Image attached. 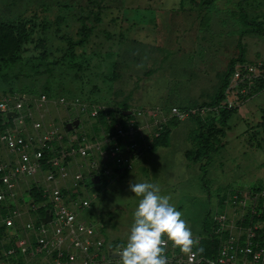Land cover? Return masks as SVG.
Here are the masks:
<instances>
[{
	"label": "rangeland",
	"instance_id": "obj_1",
	"mask_svg": "<svg viewBox=\"0 0 264 264\" xmlns=\"http://www.w3.org/2000/svg\"><path fill=\"white\" fill-rule=\"evenodd\" d=\"M21 20L30 25L29 33L0 58V96L20 102L23 123L9 121L0 130L20 128L22 141L67 118L77 119L78 126L67 139L60 133L62 144L55 149L72 136L101 139L100 131L123 105L164 113L172 106L211 108L170 126L168 119L165 145L152 148L154 139L145 140L132 169L119 177H101L89 187L93 171L83 173L84 188L95 195L90 206L96 215L93 220L87 212L82 216L95 224L104 247L126 245L141 199L129 185L141 182L157 184L171 197L207 252L227 231L237 233L257 222L264 234V80L251 81L249 88L232 80L235 67L264 69V0H0V22ZM82 24L88 31L78 45ZM74 99L83 109L69 104ZM91 105L103 108L91 116ZM198 130L216 140H211L209 160L194 163L184 152L194 150ZM134 141L141 145L140 136ZM73 160L81 163L79 157ZM33 183L21 181L15 201L0 203V264H6L4 251L23 237V226L32 220L27 192ZM80 192L85 196L79 186L66 201L83 199ZM13 212L19 214L5 224ZM220 216L231 229L216 231Z\"/></svg>",
	"mask_w": 264,
	"mask_h": 264
},
{
	"label": "built area",
	"instance_id": "obj_2",
	"mask_svg": "<svg viewBox=\"0 0 264 264\" xmlns=\"http://www.w3.org/2000/svg\"><path fill=\"white\" fill-rule=\"evenodd\" d=\"M236 78L242 87L246 84L249 88L251 81L264 80V69L241 65L235 67L232 73V80ZM239 91L242 93L247 89ZM76 102L77 99H74L69 104L77 105ZM19 106L20 102L13 101L12 97L0 96V124L12 121L13 125H21L23 115ZM79 106L83 109L85 105ZM102 108L101 105H91L90 115H95ZM123 111L119 109L112 115V124L100 131L101 139L72 136L58 150L53 147L52 140L59 145L61 135L52 124L45 134L36 138L27 137L24 141L19 137L20 128L0 130V152L7 156L4 160L0 157V203L14 202L19 195L18 184L26 179L34 182L33 178L39 171H44L41 175L44 183L52 184L51 188H41L42 200L38 202L33 201L28 190L32 220L23 226L24 236L4 251L6 264H26L25 259L32 257H37L40 264H120L119 257L109 254L121 250H108L96 238L95 224L77 218L81 211L90 207L91 200L75 197L67 202L66 196L77 194V188L85 179L84 169L88 174L93 171L89 178L115 179L132 169L134 159L147 147L145 140L151 144L152 139L159 137L168 119L179 121L188 115H202L211 108L178 109L172 106L166 113L129 110L127 115H123ZM136 136H140L141 145L134 141ZM74 157H79L81 163L77 164ZM59 183L65 185L63 188L66 190ZM45 209L50 212L49 221L41 222L39 213ZM18 214L13 212L4 223L10 224ZM231 227L225 224L222 216L217 220V232ZM260 229L261 225L256 222L237 233L227 231L226 237L211 255L197 254L193 259L173 247L165 237V255L168 264H264V234L259 233ZM30 234L34 235L32 242Z\"/></svg>",
	"mask_w": 264,
	"mask_h": 264
},
{
	"label": "clouds",
	"instance_id": "obj_3",
	"mask_svg": "<svg viewBox=\"0 0 264 264\" xmlns=\"http://www.w3.org/2000/svg\"><path fill=\"white\" fill-rule=\"evenodd\" d=\"M130 191L141 197L126 245L118 253L120 264H168L166 240L190 259L202 254L199 238L193 236L183 213L150 182L130 183Z\"/></svg>",
	"mask_w": 264,
	"mask_h": 264
},
{
	"label": "trees",
	"instance_id": "obj_4",
	"mask_svg": "<svg viewBox=\"0 0 264 264\" xmlns=\"http://www.w3.org/2000/svg\"><path fill=\"white\" fill-rule=\"evenodd\" d=\"M244 22V19H243ZM30 25L28 26L26 21H16L15 23L10 22H0V58L12 53L15 51L20 42L26 41L28 33H29ZM260 29V26L257 25V30ZM86 27L82 24L81 29L79 30L81 38L75 42V44H80L82 42V38L86 36L87 33ZM223 82L219 86L217 90V96L215 97L214 104L217 103L220 92L223 89ZM123 110L127 109L126 106L123 105ZM178 123V120L176 119H170L168 122V125H173ZM198 125V122H197ZM200 128V124L197 126ZM205 135L201 132V130L197 132L196 134V145L194 150L192 151H185L184 156L186 159L194 162V163H200V161L205 158V160H209V149L211 146V140L215 141L216 137L208 132L205 131ZM221 133V132H220ZM167 134V129L163 128L161 134L159 137L155 138L151 144L152 148L155 146H164L165 145V138ZM29 195L33 198V201L38 202L41 201L42 198L40 196V190H37L36 188L32 187L29 189ZM262 243V240H260V244ZM213 249H211L210 252L203 251L202 254L204 255H211L213 253Z\"/></svg>",
	"mask_w": 264,
	"mask_h": 264
},
{
	"label": "crops",
	"instance_id": "obj_5",
	"mask_svg": "<svg viewBox=\"0 0 264 264\" xmlns=\"http://www.w3.org/2000/svg\"><path fill=\"white\" fill-rule=\"evenodd\" d=\"M76 109V108H75ZM74 109V110H75ZM76 113H80L81 111L77 108L76 110ZM80 111V112H79ZM73 120H76L77 121V125L76 126H78V120L77 119H69V118H67L66 120H64V121H62V122H60V120H57L56 121V124L54 125L55 127H57L58 128V132L59 133H62V134H64V138L66 139V138H68V136H71L72 135V133H74V131L76 130V129H74L76 126H73V127H71L69 130H67L66 128H65V125H66V123H70L71 121H73ZM59 126H62L63 127V130H61L62 132H60V129H59ZM60 135V134H59ZM62 139V138H61ZM61 139L60 140H58L59 141V144H62V141H61ZM57 145V143L56 142H54L53 143V147L54 146H56ZM0 157L4 160V159H6L7 158V156L4 154V155H0ZM44 171L42 170V173H43ZM87 169H84V175H86L87 173ZM94 178H97V177H92V178H89V176L87 177V179H89V181H88V184L87 183H85V184H83L82 183V185L80 186L81 188H83V190H84V192H85V196L80 192V196L79 197H81V198H83V199H88V200H92V198L93 197H95V195H94V193H92L93 192V189H86V188H84L85 187V185L87 184L89 187H94L97 183H99L100 182V179H101V177L100 178H98V182L97 183H94V182H92L91 181V179H94ZM85 180V179H84ZM33 181H35L36 183L34 184V186L36 187V189L37 190H41V188H51V186H52V184H49V183H44V181L42 180V178L40 177V178H33ZM59 186L62 188V189H65V188H63V186H65V185H62L61 183H59ZM66 190V189H65ZM67 191H69V190H67ZM74 194H76V193H72V195H74ZM90 194V197L88 196ZM69 195H71V194H69ZM76 197V196H75ZM92 207H93V204L88 208V209H86V210H88V211H86V210H83V211H81V216L83 215V213L82 212H87V214L90 216V218H91V220H93L94 219V216L96 215V210L94 209H92ZM47 212V210L45 209L42 213H41V211H40V213H39V216H40V219H42V217L44 216V214ZM78 219H80V218H78ZM80 220H83V221H85V218H84V216H82V218L80 219ZM24 236V235H23ZM31 259V261L33 262V263H36V264H40V261L38 260V258L37 257H32V258H27V259H25L26 261H29ZM32 263V264H33Z\"/></svg>",
	"mask_w": 264,
	"mask_h": 264
},
{
	"label": "water",
	"instance_id": "obj_6",
	"mask_svg": "<svg viewBox=\"0 0 264 264\" xmlns=\"http://www.w3.org/2000/svg\"><path fill=\"white\" fill-rule=\"evenodd\" d=\"M130 111L129 110H125L123 111V115H127ZM77 125V121L76 120H73L71 121L70 123H66L65 125V128L67 130H69L71 127L73 126H76ZM92 182L94 183H97L98 182V178H94V179H91ZM49 215H50V212L47 211L44 216L42 217L41 219V222H48L49 221ZM108 250H111V247H108ZM111 257H119L118 253H115V252H112L109 254Z\"/></svg>",
	"mask_w": 264,
	"mask_h": 264
}]
</instances>
